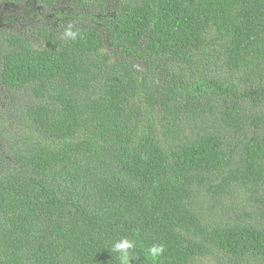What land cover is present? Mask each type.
Wrapping results in <instances>:
<instances>
[{"label":"trees","instance_id":"obj_1","mask_svg":"<svg viewBox=\"0 0 264 264\" xmlns=\"http://www.w3.org/2000/svg\"><path fill=\"white\" fill-rule=\"evenodd\" d=\"M125 239L264 264V0H0V264Z\"/></svg>","mask_w":264,"mask_h":264},{"label":"clouds","instance_id":"obj_2","mask_svg":"<svg viewBox=\"0 0 264 264\" xmlns=\"http://www.w3.org/2000/svg\"><path fill=\"white\" fill-rule=\"evenodd\" d=\"M132 246H133L132 242L128 241L127 239L122 240L121 242L117 243L114 246V249H113L114 251H119L122 253V256H121L122 264H127V249ZM149 251L154 258L160 250L156 248H152Z\"/></svg>","mask_w":264,"mask_h":264},{"label":"rangeland","instance_id":"obj_3","mask_svg":"<svg viewBox=\"0 0 264 264\" xmlns=\"http://www.w3.org/2000/svg\"><path fill=\"white\" fill-rule=\"evenodd\" d=\"M30 9H31L30 13L33 14L34 11H35L34 7H33V6L30 7ZM197 264H211V262L208 261V260H204V259H203V260H199V262H198Z\"/></svg>","mask_w":264,"mask_h":264}]
</instances>
